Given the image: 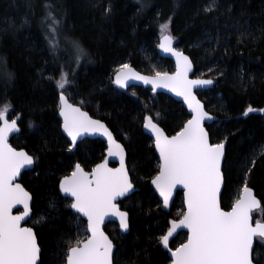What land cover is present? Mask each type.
I'll use <instances>...</instances> for the list:
<instances>
[{"label":"trees","instance_id":"16d2710c","mask_svg":"<svg viewBox=\"0 0 264 264\" xmlns=\"http://www.w3.org/2000/svg\"><path fill=\"white\" fill-rule=\"evenodd\" d=\"M49 2L61 19L57 49L50 45L42 23L45 0H0V107L9 104L19 118L20 131L10 145L34 159L33 170L24 172L20 183L32 197L27 226L34 230L41 250L39 264H65L68 248L75 246L80 228H85L80 218L77 227L78 216L60 196V180L76 163L91 171L106 151L98 139L82 140L72 150L62 135L56 88L62 68L69 76L75 73L68 100L104 122L124 146L136 188L119 202L129 214L128 233L120 234L114 224L105 227L115 244L113 264L170 263L160 237L171 221L182 217V195L176 194L169 212L162 210L150 186L159 162L152 140L143 133V122L151 116L172 136L189 116L181 104L163 94L140 87L123 91L112 82L122 64L146 75L173 72L172 62L159 57L156 48L163 23L169 24L177 47L192 61L193 77L215 81L197 96L215 118L206 125L211 143H225L222 209L233 206L247 183L261 203L253 219L264 222V114L245 116L249 107L264 109V0H215L210 12L204 9L213 0ZM109 3L111 13L105 15ZM70 41L78 42L86 53L79 61H74ZM154 58L160 63H151ZM73 63L79 64L77 69ZM185 239L186 234L180 233L169 247L175 249ZM253 261L264 264L260 238Z\"/></svg>","mask_w":264,"mask_h":264},{"label":"snow or ice","instance_id":"6c2138e0","mask_svg":"<svg viewBox=\"0 0 264 264\" xmlns=\"http://www.w3.org/2000/svg\"><path fill=\"white\" fill-rule=\"evenodd\" d=\"M215 6L213 0L204 11L210 12ZM43 7L45 16L42 23L47 27L50 45L57 49L61 44V19L55 15L54 5L49 0H45ZM104 12L110 15V3ZM160 28L162 37L159 47L176 56V72L171 75L157 72L154 77H148L135 72L128 64H122L116 73L115 83L126 87L127 73H131L135 79L151 83L153 91L156 86H162L182 96L191 110V118L173 136L166 135L151 116H146L144 121V127L155 134L156 148L160 153V171L152 183L163 197L165 206L176 185H183L186 190L187 211L182 219L171 222L172 227L160 237L161 242L167 246L169 237L183 226L188 229V239L172 253L175 257L173 264H253V238L258 236L264 242V223L257 221L253 225L251 222L252 210L261 206L260 201L245 183L230 211L220 207L218 193L224 181L222 159L225 157V143H210L203 121L212 117L193 93L195 86L211 85L213 80L189 79L192 62L182 51L172 47L175 38L168 34L169 24L163 23ZM65 41L69 42L67 38ZM70 43L76 49V60L79 61L86 53L78 42ZM8 76L10 78V74ZM56 83L61 89L59 114L63 117L62 127L73 144L83 134L102 133L108 138L109 155L120 157L119 168H109L105 161L97 164L91 173L76 163L71 175L60 182L61 190L73 198L70 208L87 217V231L91 233L87 239L77 240L75 246L68 248L67 264H113L114 245L100 225L107 215L112 214L119 217L121 229L129 227V214L120 211L114 202L133 188L125 167L124 149L116 143L102 121L93 119L81 107L68 102L64 92L65 86L71 84L68 73L61 72ZM10 107L9 104L0 107V264H37L41 250L36 235L31 227H21L20 224L29 216L31 197L20 184L13 183L21 168L33 163V157L23 150L17 151L8 143L9 134L19 130L17 120L9 121L7 118ZM251 111L253 109L249 107L247 112ZM156 115L159 117L160 113ZM30 127L34 125L30 123ZM17 204H22L24 211L13 215L12 209ZM51 206L55 207L54 204Z\"/></svg>","mask_w":264,"mask_h":264},{"label":"water","instance_id":"95a60500","mask_svg":"<svg viewBox=\"0 0 264 264\" xmlns=\"http://www.w3.org/2000/svg\"><path fill=\"white\" fill-rule=\"evenodd\" d=\"M161 37L162 36H160L159 38H158V53H159V56L162 58V59H167V60H170L171 62H172V64H173V72H171V73H169L170 75L171 74H173V73H175L176 72V70H177V58H176V56L175 55H173L172 53H170V52H166V51H164L163 49H161L160 47H159V45H160V43H161ZM172 47L173 48H175L177 51H181L178 47H177V45H176V41H175V39L172 41ZM184 55H186V54H184ZM187 56V55H186ZM190 59V58H189ZM191 61V60H190ZM192 62V61H191ZM131 67V66H130ZM131 69H133L135 72H137V73H139L140 75H142V76H148V77H154L155 75H146V74H142V73H140V72H138V71H136L134 68H132L131 67ZM117 71H120V68L117 70ZM117 71L114 73V75H113V77H112V82H113V85L116 87V88H118V89H120V90H123V91H126V90H128V89H130V88H132V87H140V88H143V89H149L152 93H154V94H163V95H165V96H167V97H169V98H171L173 101H175V102H177V103H179V104H181L183 107H184V109L186 110V112H187V114H188V116H189V118L188 119H190L191 118V110L188 108V106H187V104H186V102L184 101V99H183V97L182 96H178L175 92H172L170 89H168V88H164V87H162V86H156V90L155 91H153V85L151 84V83H144L142 80H137V79H135L133 76H132V74L131 73H127V70H123V72H125V73H127L128 74V79H127V86L126 87H121L120 85H118V84H116L115 83V79H116V73H117ZM193 74H194V65H193V63H192V67H191V70L188 72V78L189 79H193V80H195V79H206V78H196V77H193ZM214 84H215V81L213 80V84H211V85H200V86H195L194 88H193V93L195 94V96L197 97V99L198 100H200L199 98H198V96H197V92H201V91H206V90H209V89H211L213 86H214ZM59 96H60V93L58 94V105H59V103H60V101H59ZM67 97V96H66ZM68 102L70 103V104H73V103H71L69 100H68ZM200 102L202 103V101L200 100ZM203 104V103H202ZM77 106V105H76ZM203 106H204V104H203ZM83 110V109H82ZM204 110L206 111V109H205V106H204ZM84 111V110H83ZM86 112V111H85ZM211 117H212V119H205V121H203V126H204V128H205V130L207 131V129H206V125H210V124H212L214 121H215V118H214V116H212L211 114H209ZM57 116H58V118H59V120H60V122H61V133H62V135L68 140V142L70 143V145H71V149L73 150L74 148H75V146H76V144L77 143H79V142H81L82 140H85V139H88V140H96V139H98V140H101V141H103L104 143H105V146H106V151H105V156H104V159L100 162V163H103V162H107V166L109 167V168H119L120 167V157L119 156H115V155H109V152H108V148H109V142H108V138H107V136H105V135H103L102 133H86V134H83L82 136H80V137H78V139H77V142L75 143V144H73V141H72V138L70 137V136H68V134L63 130V127H62V124H63V117L59 114V106H58V113H57ZM90 116V115H89ZM92 117V116H91ZM7 118L9 119V121H11L12 119H10V117H9V115L7 116ZM93 118V117H92ZM93 119H96V118H93ZM96 120H99V119H96ZM144 121H145V119H144ZM104 123V122H103ZM186 123V122H185ZM184 123V124H185ZM105 124V123H104ZM184 124H183V126H184ZM17 125H18V123H17ZM106 125V124H105ZM182 126V127H183ZM108 128V127H107ZM18 129H19V127H18ZM109 129V128H108ZM19 131H20V129L18 130V131H14V132H11L10 134H9V137H8V143L10 144V139L13 137V136H15V135H17L18 133H19ZM110 131V130H109ZM180 131V130H179ZM111 132V131H110ZM208 132V131H207ZM112 133V132H111ZM143 133L146 135V136H148L151 140H152V143H153V148H154V152H155V154H156V156H157V159H158V162H159V167H158V172H157V174L153 177V179L150 181V186H151V188L153 189V191H154V193L156 194V196L158 197V199H159V201L161 202V204H162V206H161V208H162V210L164 211V212H169L170 211V208H171V206H172V203H173V200H174V198H175V196H176V194L178 193V192H181V195H182V202H183V215H184V213L187 211V203H186V198H185V189H184V187H183V185H180V184H178V185H176L174 188H173V190H172V196H171V198H170V200H169V203H168V205L167 206H165V204H164V200H163V197L160 195V192H159V190L156 188V185L155 184H153L152 183V181L155 179V177L159 174V171H160V163H161V160H160V153H159V150L156 148V144H155V134L150 130V129H146L145 127H144V122H143ZM165 133V132H164ZM166 134V133H165ZM113 135V134H112ZM173 136V135H172ZM113 139L116 141V143H119L122 147H123V149H124V162H125V167H126V169L128 170V167H127V154H126V151H125V148H124V146L120 143V142H118L117 140H116V138L114 137V135H113ZM209 141H210V138H209ZM210 143H211V141H210ZM14 148V147H13ZM17 150V149H16ZM17 151H20V150H17ZM24 151V150H23ZM223 162H224V158L222 159V166H223ZM100 163H98V164H100ZM111 165H114V166H111ZM33 168H34V159H33V163L31 164V165H25L24 167H22L21 168V170H20V173L17 175V177L14 179V181H13V183H18V184H20L22 187H23V185L20 183V180H21V176H22V174L24 173V172H27V171H31V170H33ZM74 169H75V167H74ZM73 169V170H74ZM92 171V170H91ZM91 171H89V173H91ZM86 172H88V171H86ZM72 173V172H71ZM128 174H129V171H128ZM69 175H71V174H69ZM68 175V176H69ZM63 179V178H62ZM62 179L60 180V182L62 181ZM129 179H130V181H131V177H130V175H129ZM60 182H59V184H58V190H59V194H60V196L63 198V199H66V200H68V201H70V203L72 202V200H73V198L72 197H70L68 194H65L62 190H61V188H60ZM132 182V181H131ZM132 185H133V188L132 189H130L129 190V192L128 193H126L125 194V196H122V197H117L116 198V200L114 201L115 203H116V205H117V207L120 209V211H123V212H126V211H124V210H122L121 208H120V206H119V202L120 201H122V200H124L125 198H127V197H129L130 195H132L135 191H136V188H135V186H134V184L132 183ZM223 187H224V181L222 182V184H221V189H220V192L218 193V202H219V205H220V207H221V202H220V199H221V195H222V191H223ZM24 188V187H23ZM25 189V188H24ZM26 190V189H25ZM27 191V190H26ZM253 191V190H252ZM28 192V191H27ZM29 193V192H28ZM30 194V193H29ZM253 195L255 196V193H254V191H253ZM30 197H31V195H30ZM256 197V196H255ZM256 199L258 200V201H260L257 197H256ZM261 204V203H260ZM31 206H32V197H31V199L29 200V208H30V212H29V216H27V217H25L23 220H21V222H20V224H21V227H28L27 226V222L30 220V218H31V214H32V210H31ZM261 207V206H260ZM260 207L259 208H256V209H253L252 210V214H251V222L253 223V225L255 224V222H254V220H253V212H255V211H257V210H259L260 209ZM222 208V207H221ZM232 208V207H231ZM231 208L229 209V210H224V211H230L231 210ZM70 210H71V212L74 214V215H76V216H78L82 221H84V223H85V227H86V239H87V237L88 236H90L91 235V233L89 232V231H87V217H85V216H83V214H81V213H77L76 212V210H74V209H71L70 208ZM24 211V207H23V205L22 204H17V205H14V207H13V209H12V214L13 215H19L20 213H22ZM183 217V216H182ZM182 217L180 218V219H182ZM179 219V220H180ZM179 220H175V221H179ZM128 222H129V216H128ZM172 222V221H171ZM169 223V228H171L172 227V223ZM262 223H264V222H262ZM109 224H114V225H116V227H117V229H118V232L120 233V234H127L128 233V231H129V227H128V229H121L120 228V219H119V217L118 216H115V215H112V214H109V215H107L105 218H104V221L101 223V225H100V227H101V230L104 232V234L112 241V239L110 238V236L106 233V231H105V227L107 226V225H109ZM168 228V229H169ZM33 232H34V230H33ZM167 232H168V230H167ZM167 232H166V234H167ZM180 233H185L186 234V239H185V241L183 242V243H186L187 242V239H188V229L186 228V227H183V226H181V227H179L178 229H176V231L175 232H173V234L169 237V242H168V244H167V246H165L162 242V247H163V249L167 252V254H168V257H169V260H170V263L169 264H173V261H174V259H175V257L172 255V253L175 251V249H171L170 247H169V243L171 242V240L172 239H174L178 234H180ZM34 234H35V232H34ZM257 238H259L258 236H256V237H254L253 238V244H254V246H255V242H256V239ZM37 239V238H36ZM113 242V241H112ZM182 243V244H183ZM37 244H38V242H37ZM113 245H114V252H115V244H114V242H113ZM39 246V245H38ZM180 246V245H179ZM178 246V247H179ZM177 247V248H178ZM40 248V247H39ZM39 261H40V254H39V256H38V260H37V264H39ZM65 264H67V257H66V260H65ZM253 264H255L254 263V261H253Z\"/></svg>","mask_w":264,"mask_h":264},{"label":"rangeland","instance_id":"374dc122","mask_svg":"<svg viewBox=\"0 0 264 264\" xmlns=\"http://www.w3.org/2000/svg\"><path fill=\"white\" fill-rule=\"evenodd\" d=\"M168 34H170V32H169V30H168ZM171 35V34H170ZM160 36H162V31H161V33L159 34V37ZM158 37V38H159ZM70 52H72V54L74 53L75 54V56L77 55V51H76V49L72 46V44L70 45ZM156 48H157V52H158V42H157V46H156ZM158 56H159V53H158ZM84 57V55H82L81 56V58L80 59H82ZM151 57H153L152 55H151ZM160 57V56H159ZM79 59V60H80ZM74 61L76 62L77 60L76 59H74ZM151 63H154V64H159L160 62H159V58H154L153 60H152V62ZM69 64H70V62H69ZM71 65V64H70ZM73 65H74V67H75V69H77L78 67H77V65H79V64H75V63H73ZM63 70L61 71V72H66V70H65V68H62ZM61 72H60V74H59V78H60V75H61ZM67 73V72H66ZM74 75H75V73H73V74H70V76H69V74H68V79L70 80V81H72L73 80V78H74ZM70 85V84H69ZM69 85H66L65 86V90H64V92H65V95H67L68 97L70 96V93H69V90H68V88H69ZM56 88H57V90H58V92L60 93L61 92V89H59L58 87H57V83H56ZM245 113H247V114H245V116H247V115H250V114H264V111H261V110H255V109H253V111H251V112H247V110H246V112ZM8 115H9V117H10V119H16L17 121H18V117H16V116H13V114H12V108L10 107V109H9V112H8ZM70 201H69V208H70ZM182 216H183V214H182ZM254 220V222L256 223L257 221H259V222H262V220H261V218H254L253 219ZM79 234H78V238L76 239V240H81L83 237V234H85L86 233V227L85 228H80V230H79V232H78ZM86 239V236L82 239V240H85Z\"/></svg>","mask_w":264,"mask_h":264},{"label":"flooded vegetation","instance_id":"af4514ba","mask_svg":"<svg viewBox=\"0 0 264 264\" xmlns=\"http://www.w3.org/2000/svg\"><path fill=\"white\" fill-rule=\"evenodd\" d=\"M111 166H114V165H111Z\"/></svg>","mask_w":264,"mask_h":264}]
</instances>
